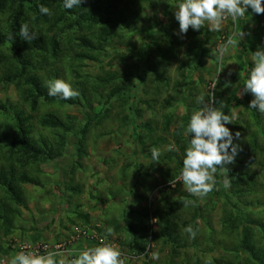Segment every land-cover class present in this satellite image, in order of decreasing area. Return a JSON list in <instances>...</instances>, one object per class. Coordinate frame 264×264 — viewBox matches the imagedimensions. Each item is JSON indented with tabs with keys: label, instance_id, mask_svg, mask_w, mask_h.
I'll list each match as a JSON object with an SVG mask.
<instances>
[{
	"label": "rangeland",
	"instance_id": "rangeland-1",
	"mask_svg": "<svg viewBox=\"0 0 264 264\" xmlns=\"http://www.w3.org/2000/svg\"><path fill=\"white\" fill-rule=\"evenodd\" d=\"M108 1L99 6L98 0H81L79 6L69 10L63 7L64 0H7L8 10L0 8V58L4 65L5 58L13 54L19 42L14 33L7 32V21L13 22L23 5L27 7L29 22L37 19L39 23H32L30 29L40 34L54 28L47 42L51 43V39L58 42L57 49L52 50L55 54L52 60L42 62L43 66L45 62L56 69L43 70L40 79L45 88H41L38 78L35 80L41 88L35 89L43 94L36 109H31L32 87L27 88L23 83L18 91L12 82L0 80L1 118L6 113L7 121L13 122L17 114L21 115L28 122L30 140L37 141L43 153L25 168L26 157L17 152L13 155L16 173L0 174V264H10L12 257L21 251L43 255L44 246L66 244V248L82 251L98 245L108 227L114 229V234L106 242L129 258L127 264H240L238 256L245 252L249 259L257 254L258 259L263 258L264 154L251 147L252 137L257 134L256 118L260 115L249 109L247 93L241 96L240 92L253 66L251 50L264 48V14H256L249 7L242 19L235 24L225 20L218 32L208 31L205 25L200 31L190 28L186 34H179L174 13L181 0H138L134 11L144 14L142 32L136 37L135 45L126 46V42L116 38L120 34L130 37L132 32L125 34L118 28L115 20L118 14L112 15V0ZM38 4L49 8L51 14H41ZM94 6L101 8L95 11L98 17L114 22L110 24L111 43L96 42L97 34L89 23L90 8ZM242 21L246 26L245 36L224 57L225 68L218 74L220 65L213 50L233 32L240 31ZM160 27L166 32L156 33ZM9 35L13 39L9 40ZM83 39L92 41V52L82 47ZM244 44L247 49H243ZM122 52L137 57L138 62L132 60L126 64L137 63L141 69L149 70L147 86L133 89L122 114L110 110L99 116L97 101L81 100L89 103L81 106L79 97L65 102L48 98L46 82L51 79H63L79 93L81 88H96L104 76L101 65ZM33 56L42 60L39 51ZM85 56L91 61L83 60ZM230 61L235 64L228 65ZM120 66L124 65L118 64L121 69ZM216 79L218 87L226 82L232 90L226 94L229 101L222 96L220 104L224 105L225 114L239 118L241 137L234 140L240 146L236 158L241 155L250 164L245 170L251 168L259 174V179L256 178V188L252 187L250 194L241 196L234 186L237 177L231 174L234 166L227 165L231 187H224L218 170L219 187L201 199L191 196L178 179L191 138L183 131L181 122L186 127L191 114L201 107L197 97L203 95L205 103L209 101L217 88H212ZM110 91L108 87L105 92ZM248 95L252 100V95ZM50 117L58 118L64 127L49 125ZM92 118L95 122L92 134L82 141L79 133L85 120ZM260 118L263 124L264 114ZM170 119L171 124H167ZM7 121L2 119L0 124ZM228 127L235 134L233 120ZM170 143L176 145L175 151L167 150ZM153 147L161 151L159 163L151 159ZM3 164H7L5 160ZM22 173L34 177L36 183L15 182ZM184 199L193 200L194 204L183 207ZM170 208L174 209L171 214L174 227L168 239L162 236L157 224L159 216ZM146 209L157 214V220L151 221ZM248 214L250 219L244 221ZM189 225L197 230L195 239L183 231ZM245 230L255 248L253 254L237 247L245 238ZM135 242L150 247V253L158 251L159 260H152L150 253L147 258L136 256L132 248Z\"/></svg>",
	"mask_w": 264,
	"mask_h": 264
},
{
	"label": "trees",
	"instance_id": "trees-1",
	"mask_svg": "<svg viewBox=\"0 0 264 264\" xmlns=\"http://www.w3.org/2000/svg\"><path fill=\"white\" fill-rule=\"evenodd\" d=\"M105 2H109L108 0H103V2H100L98 0V5L102 6ZM138 2V0H112L111 2V8L114 10L112 12V15L118 14V17L115 19L119 27L123 30L125 34L132 32V36L127 37L124 34H120L117 36L116 41L120 42H126V46L135 45L136 37L141 34V23L144 22V14L141 12V14L138 12H135V4ZM121 5V6H120ZM40 7V4L37 5ZM9 4L7 0H0V8L4 10H8ZM24 9H19L17 11V14L14 18L13 22L7 21V32L10 34H15L17 36V39L19 42H17L14 46L13 54L9 58H5V65L4 60L0 58V80L8 83L12 82L13 86L19 91L23 88V83H25L28 87H32V101L33 105L31 106V109H36L37 105L39 104L40 97L43 96L41 92L38 93L36 89L40 91L41 88H45L43 82L40 79V76L42 75L43 70H45L47 67H50V69L56 70L55 68L49 66L47 63L44 62V66L42 65L43 61L47 59L46 62H49L52 60V57L55 56V54L52 53V50L55 51L58 47V42L51 39V43L47 42V39L50 34L54 33L53 29H47L40 34L35 31L34 29H30L31 31H34L36 33V39L32 40L30 43L27 41H24L19 36V30L20 26L24 23H27L29 26L32 25V23H37L36 20H32L29 22L28 20V12L26 11V6H22ZM101 8L98 6H94L90 8V24L92 25V29L97 34L96 42L99 44H106L111 43L113 41L112 38V31L113 29L110 28V24L114 25L113 21H109L105 17H98L95 14L96 10H100ZM242 19V18H241ZM45 21L48 22V19L45 18ZM15 25V26H14ZM241 30L245 33V22L242 21L240 23ZM13 26V27H12ZM30 28V27H29ZM112 30V31H111ZM166 31H163V28L160 27L156 33H165ZM58 33V31H57ZM96 43V44H97ZM82 47H87L90 50L89 52H92L93 50V44L92 41H86L85 39L81 42ZM243 49H247V44H244ZM36 51L40 52V55L42 57V60H37L34 58L33 54H35ZM254 52L253 50H251ZM52 55L51 58L48 59L49 55ZM243 54H247L243 51ZM136 55L135 54H128L127 52H122L120 54L115 55L107 64L101 65V72L104 75L102 78L101 83L96 88H81L80 96L78 98L80 105L85 106L89 103L84 104L81 102V100H84L86 102H94L97 101L99 104L100 112L99 116L102 114L107 113L108 111L112 110L115 111V113L122 114L123 110L126 106H128V103L130 101V94L133 92V89H143L145 88V85L147 86L148 78H149V70L148 68L143 67L141 69L137 63L132 64H126L128 61L135 60L136 62ZM83 60L91 61V59L88 56H85L82 58ZM202 62V61H200ZM118 64H123L124 66H120L121 69L118 67ZM52 65L56 67V63L53 62ZM4 67V68H3ZM3 69V70H2ZM162 69V68H160ZM158 69V70H160ZM9 75V77H8ZM36 78H38V82L41 86V88L38 86L37 82L35 81ZM243 78H246L243 76ZM117 79L119 82H116ZM125 80V82L123 81ZM53 80V79H51ZM130 86H127V85ZM97 85V84H96ZM217 86V85H216ZM108 87H110L111 91L110 93L105 92ZM36 88V89H35ZM101 92H100V90ZM80 90V89H79ZM102 94H100V93ZM228 93H232L231 87L226 85V82H223L220 87L217 86L216 90H214L216 103L215 106L219 107L220 99L222 96H225L227 100L229 101V95H226ZM49 99H55L60 101H67L60 97H48ZM246 101L249 103L251 101V97L246 94ZM133 109L132 107L130 108ZM254 110V109H252ZM136 111V110H135ZM256 111V110H254ZM4 112H7L4 111ZM258 112V111H256ZM1 113V111H0ZM259 113V112H258ZM259 115L262 117L263 114L259 113ZM260 116H257L256 118V133L252 137V144L251 147L258 150L262 154H264V123L262 124V119ZM7 114L3 113V117L0 116V121L4 119V121H7L6 119ZM264 119V118H263ZM51 122L49 125L57 127V128H63L64 124L55 117H50ZM46 119V121H49ZM239 118L233 119V127L234 132L239 131L238 125ZM28 123V122H27ZM27 123L24 118L17 114L16 118L13 122L7 121V123L0 124V174L3 173H9L14 174L16 173V162L13 159V155L15 153H19L20 155L26 157L27 162L24 164L27 168L28 166H31L32 164H29L33 160L40 159L41 155L43 154L41 152L40 144L37 141H31L30 140V132L27 129ZM167 124H171L168 120ZM95 122L92 119L85 120V125L81 129L79 133V137L82 141H86L87 137H89L92 134V130L94 129ZM229 125V124H228ZM228 125H226L228 127ZM93 128V129H92ZM250 130L252 127H249ZM68 131V130H67ZM254 131V130H253ZM262 138V140H261ZM82 141H80V146L82 144ZM6 151H9V154H6ZM40 157V158H39ZM2 158L5 160L7 164H3ZM248 162L242 158L240 155L238 158H235V162L233 163L234 169L231 171V174L233 176H236L234 186L238 190V193L241 196H246L247 194L251 193L252 187L256 188V178L259 179V174H255L252 169H246ZM24 168V169H25ZM255 175V176H254ZM21 179L18 180L17 178L14 180L15 182H18L19 184H34L36 183V179L34 177L29 176L27 174L21 175ZM217 184L215 186V189L219 187V176L218 173L216 175ZM262 179L264 180V174L262 175ZM264 186V184H262ZM11 191V190H10ZM13 191V189H12ZM213 192V191H212ZM227 196L225 195V198ZM229 199V197H227ZM231 200L229 199L228 202ZM230 205L233 207L232 202H230ZM128 210V209H127ZM174 211L173 208H170L168 212L163 213L160 218L159 224H157L158 228L160 229L162 236L167 237L168 239L172 237L173 234V227L172 225V219L171 214ZM147 216L150 217L151 221L157 220V214L152 213L150 210L146 209ZM250 215H245L243 220L245 219L249 220ZM242 225H244V222L242 221ZM150 229L151 226H148ZM133 230V228H132ZM127 232L131 237H133V234H131V231L127 229ZM133 233V231H132ZM135 236V234H134ZM245 238L243 240L241 239L238 246L242 248L244 251L249 250L251 254L255 252V248L252 245V242L249 240V234L245 230ZM152 239L153 236L151 235ZM134 238V237H133ZM136 238V237H135ZM149 238V232L148 237ZM157 239V236H156ZM140 240V239H139ZM133 242V240H132ZM132 248L136 251V256H142L147 258L149 255L150 247L148 246H140L138 243H133ZM147 248V249H146ZM245 253H241V256H238L239 260H241L240 264H264V257L261 259H258L257 254L256 256H251V259L246 256Z\"/></svg>",
	"mask_w": 264,
	"mask_h": 264
},
{
	"label": "clouds",
	"instance_id": "clouds-1",
	"mask_svg": "<svg viewBox=\"0 0 264 264\" xmlns=\"http://www.w3.org/2000/svg\"><path fill=\"white\" fill-rule=\"evenodd\" d=\"M81 0H64L63 7L72 9L79 6ZM251 7L256 14H264V0H181L176 6L174 13L176 21L179 23V34H186L191 28L200 31L205 25L208 31L218 32L222 29L225 20L230 19L234 24L245 16L248 8ZM41 14L50 15V9L41 5ZM19 36L22 40L31 42L36 39V33L31 31L29 25L24 23L20 26ZM245 33L240 30L228 36L225 43L213 50L219 63L218 74L225 68L224 57L230 55ZM9 40L13 39L11 35ZM253 66L244 80L242 96L250 93L253 99L249 103V109H254L264 114V48H258L252 53ZM235 64L230 61L228 65ZM229 70L228 75L231 76ZM217 79L212 88H216ZM47 94L51 97H60L64 100H72L79 97L80 93L74 90L72 85L63 79H54L46 82ZM197 102L201 107L194 111L186 125L181 122L183 131L191 137L182 160V168L178 179L182 181L185 190L194 197L203 199L215 190L217 184L216 175L218 170L223 176L225 188L231 187V180L228 176L227 165L233 164L240 150L239 144L234 143L241 137L239 131L233 132L226 125L232 124L234 115L225 114L224 105L216 107L215 94L205 103L203 95L197 97ZM168 151H175L176 145L170 143ZM151 159L154 163H159L161 156L160 149H151ZM194 204L193 200L184 199L183 207ZM191 239H195L197 230L191 225L183 229ZM76 232H80L76 229ZM114 234V229L108 227L106 234L96 246L88 247L84 250L65 247L66 244L55 245V247L44 246L43 255L36 251H21L15 254L10 260V264H127L128 257L117 247L107 243L108 236ZM152 260H159L160 253L153 251L150 253ZM70 257L71 259H68Z\"/></svg>",
	"mask_w": 264,
	"mask_h": 264
}]
</instances>
